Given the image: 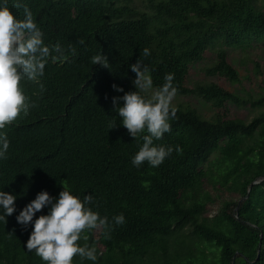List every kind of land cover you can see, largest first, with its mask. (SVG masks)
I'll return each mask as SVG.
<instances>
[{
  "label": "trees",
  "instance_id": "16d2710c",
  "mask_svg": "<svg viewBox=\"0 0 264 264\" xmlns=\"http://www.w3.org/2000/svg\"><path fill=\"white\" fill-rule=\"evenodd\" d=\"M252 1L24 0L46 42L76 52L46 66L43 92L25 85L37 107L4 130L10 147L0 161V188L17 194V212L0 222V264H43L27 251L31 228L22 229L15 215L37 192L55 196L62 185L81 198L91 194L100 215L125 217L107 236L88 233L96 264H264V0L259 7ZM14 11L22 18V8ZM253 46L262 52L254 60ZM98 52L110 69L91 65ZM206 53L214 56L204 76L187 83L189 68ZM136 59L148 66L154 88L167 73L177 88L171 130L154 141L174 150L155 168L131 164L142 140L120 125L111 101L124 94L113 83L135 90L129 65ZM251 75L257 91L241 87V95L216 79L234 85ZM228 103L258 109L246 121L228 116ZM219 189L238 199L210 191Z\"/></svg>",
  "mask_w": 264,
  "mask_h": 264
},
{
  "label": "clouds",
  "instance_id": "9594fccd",
  "mask_svg": "<svg viewBox=\"0 0 264 264\" xmlns=\"http://www.w3.org/2000/svg\"><path fill=\"white\" fill-rule=\"evenodd\" d=\"M21 8L22 18L14 11ZM75 52L76 48L65 47L60 41L46 42L44 31L24 0H0V161L8 159L10 147L4 130L18 117L28 116L37 107L36 101L27 95L25 85L38 84L43 92L41 80L46 66L56 62L63 64ZM149 55L150 50L144 48L143 56ZM90 63L110 69L108 58L102 52L92 55ZM129 68L135 74L131 81L135 90L125 92L123 87L113 83L114 91L124 93L111 98L113 110L128 134L135 140L138 137L142 140L131 157V164L140 167L147 162L155 168L174 150L171 145L154 143L171 130L170 121L175 118L176 108L172 104L177 94L174 74H165L164 83L154 88L149 68L140 59ZM116 125L117 119L108 121L109 129ZM175 151L180 153L182 149L176 145ZM3 188H0V222L6 223L7 218L17 212V194ZM93 199L91 194L81 198L71 187L64 185L55 196L47 190L37 192L35 198L15 215V221L22 229L31 228L25 245L27 251L34 252L43 264H74V257L78 258L79 264L84 261L96 264L99 252L94 243H87L88 233L101 230L107 236L114 225L125 222V217L120 213L110 220L100 215L91 207Z\"/></svg>",
  "mask_w": 264,
  "mask_h": 264
},
{
  "label": "rangeland",
  "instance_id": "374dc122",
  "mask_svg": "<svg viewBox=\"0 0 264 264\" xmlns=\"http://www.w3.org/2000/svg\"><path fill=\"white\" fill-rule=\"evenodd\" d=\"M262 3V0H253L252 4L254 5V7H259ZM254 47V46H253ZM258 47V45H257ZM256 47H254V52L250 54V57L254 60L256 59V54L260 55L262 54V52L259 53L258 50L255 49ZM214 55H211L210 53H206L204 55V59L200 62V63H196L194 65H192L189 70H188V77L186 78L187 83L191 84L193 83V81L197 80V79H202V77L204 76L205 72H206V65H210L212 63V59H213ZM260 65L264 64V60L263 59H259ZM252 75L250 76L251 79ZM219 82L220 85H222L225 88H229L231 90L234 89V87L236 88L237 92H239V94L241 95V87H243L246 91V89L248 88H253L255 91H257V88L255 86V83H253L252 79L251 80H242L241 83L239 84H230L226 79L222 78V77H218L216 78ZM195 101V100H194ZM193 101V102H194ZM174 102V100H173ZM176 102V101H175ZM193 102H188L190 106L194 107L195 109L200 110V106L199 103H193ZM227 107V114L228 116H239V117H243L246 121H248L256 112L258 107L256 108H250L249 106H236L235 104H226ZM202 108V115L209 117L212 114V110L210 108H208V106L203 105L201 106ZM264 108V107H263ZM217 187H219V185H217ZM212 192V194L217 193L220 194V199L223 198H236L238 199V195L237 193H228L222 189H219L217 192L215 190H210ZM217 207H218V201L215 202L214 204L208 205V212L207 215L208 216H213L216 211H217Z\"/></svg>",
  "mask_w": 264,
  "mask_h": 264
},
{
  "label": "water",
  "instance_id": "95a60500",
  "mask_svg": "<svg viewBox=\"0 0 264 264\" xmlns=\"http://www.w3.org/2000/svg\"><path fill=\"white\" fill-rule=\"evenodd\" d=\"M261 179H262V178H260V179H255L254 181H252V182L250 183V186L248 187V191L250 190V187H251L253 184L259 182ZM235 209H236V208H235ZM258 255H259V249H258V251H257V257H258Z\"/></svg>",
  "mask_w": 264,
  "mask_h": 264
}]
</instances>
